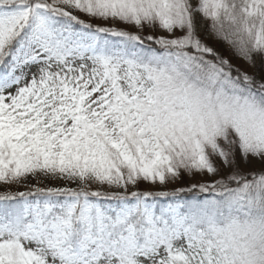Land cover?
Instances as JSON below:
<instances>
[{
    "label": "snow or ice",
    "instance_id": "obj_1",
    "mask_svg": "<svg viewBox=\"0 0 264 264\" xmlns=\"http://www.w3.org/2000/svg\"><path fill=\"white\" fill-rule=\"evenodd\" d=\"M0 264H264V0H0Z\"/></svg>",
    "mask_w": 264,
    "mask_h": 264
}]
</instances>
